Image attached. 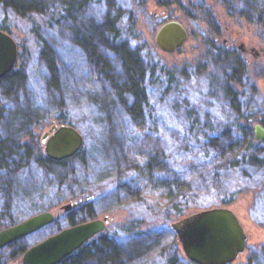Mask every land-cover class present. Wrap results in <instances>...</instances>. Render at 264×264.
I'll use <instances>...</instances> for the list:
<instances>
[{"label":"trees","instance_id":"1","mask_svg":"<svg viewBox=\"0 0 264 264\" xmlns=\"http://www.w3.org/2000/svg\"><path fill=\"white\" fill-rule=\"evenodd\" d=\"M97 1L102 0H59L58 5L54 0V7L40 11L39 0H0V30L11 34L12 28L8 23L12 17L22 18L29 23L28 34L33 44L32 51L28 54L18 47L15 68L0 80V88L4 85L2 90L0 89V121L8 118L6 122H0V175H5L14 167L17 168L16 171L23 172L26 183L21 186H17L19 179L17 175L9 180L10 189L18 187L21 189L23 201L27 199V211L24 213L26 215L22 218L34 213L33 208L37 206L41 197L44 198L42 210H47L56 206L60 200L76 196L81 190H88L87 187L93 185L92 183H100L104 180L103 177L101 178L102 174H96L94 170L101 161L89 158L87 148H89L90 136L91 142L95 143L94 149H97V153L101 152L103 155L104 152L110 154L113 152L114 156H112L116 159L119 154L125 152L123 143L120 142L123 138L121 126L114 127V123L108 118L111 113L116 115V120L113 117L114 121L123 123L127 134L135 137L136 129L142 125V120L149 118L153 112L146 93L148 88L152 89L155 85L151 79L154 70L142 64L137 49L132 48L129 42L133 37L130 30L134 29L136 23L135 18L132 17L133 5L122 4L121 0H105L108 7L102 17L97 13H91L89 18L87 17L95 26L91 27L90 34L82 33L77 29L71 45L61 40L56 27L61 26L63 22H71L75 29L76 23H80L85 11ZM237 1L240 5L237 7L239 9L232 15L264 23V0ZM166 3V0L162 2V4ZM100 23L103 25L99 26ZM71 48L80 49L83 54L81 58L87 60V63H83V66L86 64L87 66L82 70L87 74L86 80H83L86 81L87 87L84 90L86 92L70 88L73 78L76 84L79 78L72 73L74 68L67 60L69 56L66 54L68 57H63L65 54L62 56L61 53H68ZM111 71L116 72L115 74L119 72L123 80L119 82L115 74L110 75ZM33 74L37 79L38 103L32 106L15 103L13 105L8 96V89L18 84L20 80L30 79V75ZM94 74H100L102 79H94ZM164 76H166L164 84L166 91L169 90L173 77L168 72L163 74V79ZM81 79L78 82H81ZM99 82L104 84L101 86ZM69 90L71 93L68 92ZM64 92L70 97L69 99L75 98L79 102L81 109L78 108V111L84 112V118L91 121L92 127L90 135L85 133L83 136L86 147L83 145L73 157L54 161L41 152L33 130L41 122L40 111L47 109V106L49 117L61 124L75 128L78 126L79 121L76 122L78 118L75 116V112L78 113L77 108L75 106L71 108L72 103L68 102V96H65ZM224 93L226 94V91ZM185 115L186 119L182 126L178 127L179 129L174 128L171 131L174 133L172 137L166 139L168 144H161V140L159 142L156 138L160 149L153 148L141 153V157H145V160L142 169L139 170L140 176L146 174L142 180L148 187H156V190L164 191V197L174 201L172 207L177 220L194 213L195 210L210 207V201L205 202L210 195H215L222 204H227L226 199L232 195V191L226 184L228 179L233 177L243 181L241 183L244 185L243 188L251 191L255 198L264 201V197L261 196L264 193V148H256V151L259 150L257 156L252 153L254 147L251 153L243 148L246 141L239 144L243 135L251 141L254 139L250 125L243 127L244 134H239L237 129L240 126L237 124H234L232 131L228 128L216 131L211 123H202L198 118H193V110H186ZM238 135L239 138H236ZM251 145L254 144L250 143L247 147L251 148ZM232 152L238 159L230 157ZM262 152L263 155L259 156ZM74 162L79 164L80 177L75 175L77 172ZM122 165H125L124 160ZM87 169L93 172L92 183H89ZM253 170L261 171L257 175L259 177L257 180L250 179V171ZM136 185L138 184L134 180L128 185L115 184L110 190H103L98 198L114 199L120 192L139 196L145 188ZM78 187L82 189L77 190ZM78 206L65 213L58 212L59 217L49 224L54 230L53 233L96 215L90 203ZM192 209L194 212L189 211ZM17 214L16 210L2 211L0 229L2 226L18 223L20 213ZM122 230L123 233L115 236L96 235V239L84 243L59 264H151L149 260L154 258L151 257L152 253L162 246L159 243L168 239L171 246L174 242L173 230L141 231L133 226L123 227ZM25 238L3 248L11 249L6 255L7 260L24 253L26 246L29 245ZM162 249L164 250V247H160L159 250ZM154 256L156 264H193L176 251L170 250L167 254L164 252ZM241 264H264V250L262 252L250 250Z\"/></svg>","mask_w":264,"mask_h":264},{"label":"rangeland","instance_id":"2","mask_svg":"<svg viewBox=\"0 0 264 264\" xmlns=\"http://www.w3.org/2000/svg\"><path fill=\"white\" fill-rule=\"evenodd\" d=\"M39 1V7L41 8L40 11L42 9L54 7V0ZM58 1L59 0H56L57 5ZM167 2V5H161L157 0H121L122 4L133 5L132 17L135 18L136 23L134 25V29L130 30V33H132L133 36L131 37L132 39H129V42L131 43L130 46L137 49L142 64H146L145 66L151 67L154 70V76L151 79L153 82H155V85H153L154 87L152 89L148 88V92L146 93L149 102L152 105L153 112L151 116L142 120V125L136 129L137 133H135V137H131L129 134H127L126 129L123 127V123L114 121L113 117L116 115L111 113L108 118L114 123V127L121 126L123 138L120 140V142L122 141L125 152L123 151L122 154H119L116 159L113 157V152L111 154L109 152H104L103 155L101 152L97 153V149H94L95 143L91 142L92 140L90 139V136L88 145L89 148H87L89 158H92V160L97 159L101 161V164H99L94 170L96 171V174H102L101 178L103 177L102 179L104 180L100 183H92L94 181L92 176L93 172L91 173L87 169L86 172L89 177V183L93 184L90 187H87L88 190L85 189L86 191H82V187H78L77 190H81L80 194L60 200L56 206L47 210H42L44 207V198L41 197L38 199L39 201L37 202V206L33 208L34 213L31 214V216L43 211H51L54 212V214H57L59 211L65 213L67 211L61 210V206L81 200L80 204L78 203L76 206H72L70 209L76 208L78 205L80 206L90 203L96 212V215L93 216V218H89L87 220L85 219L84 221L96 218L101 219L104 216L108 218V222L106 223L104 229L95 234L89 240L96 239V235H119V233H123L124 230H122V228L126 226H133L136 227V230L141 231H153V229L154 231L158 232L162 231L163 229H168L171 231V223L177 220L176 214L174 213L172 207L174 201L166 199L164 197V191L156 190V187H148L147 183L142 180V177L146 176V174L144 173L143 176H140L141 174L139 172V170L142 169L141 166L145 160V157H141V153L153 148L160 149L158 147L160 140L161 144H168V142H166L168 140L166 139L170 138V136L172 137L174 134L171 131H173L174 128L179 129L182 126V123H184L186 119V110H193V118H198V120H200L199 122L202 123H211L216 131L222 128H228L230 131H232L231 129H234V124H237V126H240L239 129H237L240 132L239 134H244L243 127L247 124H243V119H236L238 114L243 116L247 112L258 111L257 113L259 117H264V63L250 61L245 70V77L241 76L243 78V85L242 87L239 86L240 88L237 87V89H235V99L233 100V105L235 104L239 108L241 107V109L239 113H235L232 109L233 105L231 106V102L228 101V98H226L222 92V86L224 84L223 68L220 69V66L216 65L217 62L215 63L214 60L215 53L207 45V42L209 41H207V38L205 37L208 36L207 26L212 22H219L223 24L224 21H231L234 34L238 33L241 40H245L244 38L249 37L251 34L253 36H256V34L260 35V27L250 25V29L248 30V25L246 23L247 21L245 18L237 17L235 14L232 15V13H235L237 9H239L237 7L240 5L238 4L237 0H178V3L175 4H169V0ZM208 2H213V5H217V10L214 9L211 12H205L203 9L205 6H207ZM107 4L108 3H106L105 0L94 2L82 15L83 17L81 18L82 20L80 23H76V26L74 27L75 29H73L71 22H63L61 26L56 27L58 34L61 36V40L65 41L64 43L67 45L68 43L71 45L73 38L76 36L75 31L77 29L82 33L90 34V29L92 26H94V24H92V22L88 19L89 16L91 13H97L99 17H102V15L107 11ZM168 20H176L188 28L189 31H191V35L187 41L178 50L172 53L161 51L156 46L154 40L157 29ZM8 24L11 25L12 28L10 35L16 41L19 49L21 51H25L26 54H28L29 51H32V39L28 34L29 23L22 18L12 17V20ZM13 24L15 26L12 27ZM101 25L103 24L100 23L99 26ZM95 42L97 43V41ZM61 54L62 56L65 54L63 57L66 58L69 56L67 60L71 62L74 68L72 73H74V75L79 79L83 77L81 82H78V79L77 84L75 83L76 80H74L72 77L73 81L70 82V88L81 92H86L84 91L87 87L86 81L84 82L83 80H86L87 74L82 72V70L84 69L83 67L87 66V64L83 66V63H87V60H85V58H81L83 56L81 50L77 48H71V51L69 49L68 53L65 52ZM114 71H111L110 75H114L116 73ZM165 72L171 73L173 77V82L170 83L171 85L169 90L166 91H164L166 76H164L163 79V74ZM115 76L118 78L119 82L123 80V77L119 72L115 74ZM30 77V79L20 80L18 84L13 85L10 90L8 89V96L13 105L15 103L16 105L23 104L32 106L38 103L36 101L38 98V95H36V88L38 87L37 79L34 77V74L30 75ZM93 77L96 80L102 79L100 74H94ZM99 83L101 86L104 84V82ZM3 86L4 85H1V90ZM250 86H252L254 89L251 90L252 88ZM68 92L71 93L70 90ZM255 93H257L258 96H255ZM64 94L65 96H68L65 92ZM69 98L70 97L68 96L67 100ZM68 102L72 103L71 108H73V106L77 108L78 113L75 112V116L78 118L76 122L79 121V124L76 126V129L82 134V136H84L85 133H89L90 135V130L92 127L90 126L91 121L87 118H84L85 116L83 115L84 112L82 110L78 111V108H80L78 105L79 102H77L75 98L69 99ZM115 106H117V104ZM248 106L252 107L248 108ZM262 106L263 110L260 108ZM250 109L252 110L250 111ZM47 111L48 106L47 109L40 111L39 117L41 118V122L38 124L39 126L37 125L38 127H35L33 130L35 141L39 143L41 152L44 154V145L41 143L42 134L48 131L53 124H61L54 120L51 116L49 117L47 115ZM7 119L8 118H6V120L1 119L0 122L4 123L7 121ZM40 124L42 125L41 128ZM248 125L251 127V132L254 139L251 141V139L243 135V137H240L242 141H239V144L243 141H246L243 146L246 152L251 153V149L254 147L252 153L258 156L259 150L256 151V148H264V139L261 141L255 139L253 133L254 124ZM144 135L146 138L143 137ZM156 138L159 139V142L156 141ZM236 138H239V135L238 137L236 136ZM250 143L254 144L253 146L251 145V148L247 147L250 145ZM83 145L85 146L84 138ZM237 153H239V151H237ZM262 155L263 152L259 156ZM230 157L232 159L237 158L233 152L231 153ZM123 160L125 164L124 166L126 167L122 165ZM73 165L77 172L75 174L76 177H80L81 169L78 162H74ZM16 170L17 168L14 167L13 169H9L5 175H0V214L2 211L4 212V210L7 209L11 210L12 212L16 210L18 214L20 213V216H18V218H20V222L30 216L22 218L23 215H26L24 213L27 211V199L23 201L21 189L17 187L16 189L11 190L9 186V184H11V181L9 180H11L12 177L16 175L19 178L17 186H21V184H24V182L26 183L23 172L21 171L20 173ZM259 172L261 171H250V179L257 180L259 178L257 177ZM132 180L137 182L138 185L136 186L145 188L143 193H139V196H130L129 194L125 195L123 194L124 192H120L115 195L116 198L114 199L108 198L100 200L98 198L103 190H110L115 184L118 183H121L122 185H128V183L132 182ZM241 183H243V181L237 179V177L228 179L226 186H228V189L232 191V195L229 197L226 196L228 197L226 199L228 201L227 204H222L215 195H210V197L205 200V202L208 200L210 201V207L220 206L232 210L238 217L247 234L245 251L231 264H241L244 262L250 253V250H258L259 252L264 250V201L263 199L255 198L251 191H247L245 188H243L244 185ZM94 188L97 190H94ZM134 188L135 187H133V189ZM133 189L132 192L136 194ZM261 196L264 197V193H262ZM180 206L183 205L180 204ZM189 211L194 212V209ZM196 211L199 210H195V212ZM56 217L58 218L59 216ZM80 222L78 221L76 224ZM3 228H6V226L1 227V229ZM53 232V228L48 224L41 229L28 234L30 237H22H26V243L29 244L26 246V250L30 246L43 240L44 237H47V235L53 234ZM172 235L174 237L173 245L170 246L168 239L162 243H159L162 245L160 247H164V250H159L160 247L155 249L152 253L153 256L151 257L155 258V254H163L164 252L167 254L171 250L176 251V253L188 260L182 251L181 244L178 241L176 234L173 233ZM3 248L0 249L2 252L0 254V259L2 260L0 261V264H21L23 254H20L11 260H7L8 257H6V255L10 253L11 249ZM154 258L149 260L151 264L157 263Z\"/></svg>","mask_w":264,"mask_h":264},{"label":"water","instance_id":"3","mask_svg":"<svg viewBox=\"0 0 264 264\" xmlns=\"http://www.w3.org/2000/svg\"><path fill=\"white\" fill-rule=\"evenodd\" d=\"M187 32L176 20L165 21L156 31L155 44L163 52L172 53L186 41ZM18 45L7 32L0 30V80L15 67ZM258 141L264 138V129L254 126ZM45 155L54 161L74 156L83 146L82 134L68 124H53L41 136ZM60 207L68 211L80 203ZM58 213L43 211L0 230V249L53 222ZM104 216L80 222L48 235L23 253L21 264H59L79 249L91 237L104 229ZM185 257L194 264H231L246 249L247 234L235 213L226 207L201 209L173 223Z\"/></svg>","mask_w":264,"mask_h":264},{"label":"flooded vegetation","instance_id":"4","mask_svg":"<svg viewBox=\"0 0 264 264\" xmlns=\"http://www.w3.org/2000/svg\"><path fill=\"white\" fill-rule=\"evenodd\" d=\"M157 1L161 5L168 4V0H166V4H162V0ZM171 3H178V0H169V4ZM212 3L208 2L207 6H205L203 10H205V12H211L214 9L217 10V5H213ZM246 21L248 25V30L250 29V25L260 27L259 34L261 36L258 34H256V36H253L251 34L249 35V37L244 38L245 40H241L238 33L234 34L232 27L233 25H231V21L229 20L224 21L223 24L219 22L209 23V25L207 26L208 36H205L207 38V41H209L207 42V45L215 53L214 60L215 63L217 62L216 65H219L220 69L223 68L224 84L222 86V92L224 93V91H226V94L224 93V95L226 98H228V101L231 102V106L233 105V100L235 99V89H237V87L239 86L242 87V77H245V70L250 61L264 63V23H258L256 21L249 20ZM183 27L187 32L188 39L191 35V31H189V29L186 28L184 25ZM250 87L252 88L251 90L254 89L252 86ZM255 96H258V94L255 93ZM252 106H248V108ZM260 108L261 110H263V106ZM232 109L235 113H239L241 107L239 108L237 105L234 104L232 106ZM251 110L252 109H250V111ZM257 112H247L243 116H240L238 114V117L236 119H243V124H254V126L260 125L264 129V117H259Z\"/></svg>","mask_w":264,"mask_h":264}]
</instances>
